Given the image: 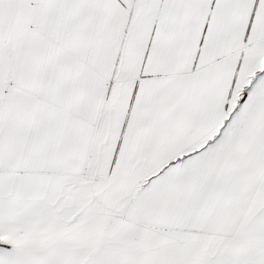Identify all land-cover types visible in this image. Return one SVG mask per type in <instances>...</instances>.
Instances as JSON below:
<instances>
[{"label":"snow or ice","instance_id":"snow-or-ice-1","mask_svg":"<svg viewBox=\"0 0 264 264\" xmlns=\"http://www.w3.org/2000/svg\"><path fill=\"white\" fill-rule=\"evenodd\" d=\"M0 264H264V0H0Z\"/></svg>","mask_w":264,"mask_h":264}]
</instances>
